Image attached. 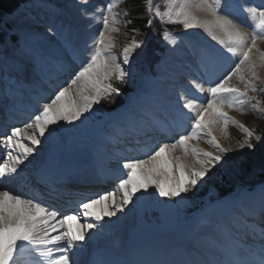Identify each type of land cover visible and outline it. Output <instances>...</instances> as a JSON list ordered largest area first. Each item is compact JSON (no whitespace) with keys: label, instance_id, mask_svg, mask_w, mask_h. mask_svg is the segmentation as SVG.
Segmentation results:
<instances>
[{"label":"snow or ice","instance_id":"1","mask_svg":"<svg viewBox=\"0 0 264 264\" xmlns=\"http://www.w3.org/2000/svg\"><path fill=\"white\" fill-rule=\"evenodd\" d=\"M121 2L108 0L105 6L89 12V0H76L81 16L102 23L103 30L90 44L85 42L87 60L68 86L60 87L48 102L39 106L30 122L11 127L0 138V148L7 150L0 162V180L16 176L25 161L31 162L30 157L35 159L41 151L42 140L49 145V158L43 163V172L51 173L62 154L61 141L56 135L58 130L71 132L78 122L83 123L93 114L94 107L102 106V102L113 104L115 98L122 95V88L131 79V69L126 66L133 53L146 47V41L138 40L135 33L139 29L133 28L134 34L119 57L111 51L115 45L109 33L120 31L114 27L121 23L119 16H130L128 9L117 11ZM38 6L51 8L49 0H39ZM144 8L149 29L153 28L154 20L161 24H179L185 32L200 28L219 45L220 52L194 47L190 53L207 79L193 80L189 87L182 82L185 72L182 61L157 64L155 75L148 79L137 98L143 108L131 109L127 122L114 127L109 135V140L114 142L131 138L129 146L141 155L122 159L114 189L84 198L76 211L62 213L38 197L24 198L21 194L0 190V264H18L21 257L30 258V264H121L109 258L108 250L90 247L114 217L126 214V210L143 211L138 205L150 189L168 200L183 199L213 169L226 163L229 152L245 148L255 150L264 138L224 111L228 107L245 113V106H248L264 115V99L258 98L264 97V86H257L261 79L258 69L264 67V51L258 46V41H264V3L241 6L251 22L249 33L243 31L244 25L231 18L237 10L233 0H168L164 10L154 0H144ZM193 8L213 19L201 20L191 10ZM132 23L130 18L124 21L125 26ZM217 29L226 38H221ZM46 31L55 35V25L50 23ZM35 39V33L22 30L10 53L0 50V108L9 112L31 101L37 80L54 62L45 44L29 43ZM60 39L66 53L70 56L78 53V36L72 23L63 26ZM162 39L173 51L181 42L179 34L173 35L170 31H164ZM228 54L237 60L229 71L213 79L219 57ZM55 63L61 69L64 67V61L59 58ZM233 77L239 78L243 90L231 86ZM205 83L209 85L207 88ZM153 84L166 86V92L161 94ZM205 92L207 97L199 95ZM249 92L258 96H249ZM170 94L175 95L178 107L172 109L169 117L161 110L167 111ZM185 121L187 128L183 124ZM229 124L243 133V139L235 146L224 147L214 135V128L222 125L227 139L230 138ZM173 128L179 134L172 142L160 143L147 152L139 147L140 137H148L155 129L167 133ZM201 139L215 152L205 151L192 143ZM177 148L182 150V156L174 155ZM117 194H120L118 201ZM213 212L233 222L264 217V182L254 186L240 185L231 200L211 205L198 224V238L189 242L187 256L180 264H264V230L252 231L250 238L238 239L226 224L217 222Z\"/></svg>","mask_w":264,"mask_h":264},{"label":"bare ground","instance_id":"2","mask_svg":"<svg viewBox=\"0 0 264 264\" xmlns=\"http://www.w3.org/2000/svg\"><path fill=\"white\" fill-rule=\"evenodd\" d=\"M56 1L58 3H60L61 5L63 4V7H67L68 4L76 3V0H56ZM98 1L101 2L100 5L97 4ZM105 1L106 0H89V3L87 5L88 11L93 12L97 8H101V7L105 6L106 5V3H104ZM233 2L237 5V10L231 18H233L237 23L244 25L243 31H245L246 33L251 32L252 28L246 24L247 20H248L247 14L242 11L241 6L247 5V3H249L250 5H253V4L254 5L260 4L261 5L262 3H264V0H233ZM38 3H39V1H37V0L33 1V2H30V1L23 2L22 3L23 6H21L20 8H17L15 10V12L18 10L17 13L19 12V10H21V12H19L18 15H14L13 17H8L6 20L13 21L16 18H17V20L21 19V18H24V20L25 19L30 20L29 17L24 16L25 13L22 14V12H27V11H31V13H33V11L34 12L37 11V13L42 11L41 12L42 14L40 13L42 15V17L44 16L45 18H48L49 21L52 20V18L55 17L54 13H51V12H53V10L45 8L43 6H38ZM73 7H75V8L72 11V14L70 12L65 14V11H63L65 15L62 14V17L65 18V16H67V18H66L67 21L62 20V18H60V19L55 18L50 23L55 25L56 33L58 32L59 36H60V33L62 32L61 29L63 28L64 25H66L68 23L73 24L74 28L76 29L77 36H78V49H79L78 53L75 56H69V58H66L65 56L60 55L61 48H62L61 40H60V38H58V39L56 38V34L55 35H49L47 33V31L41 32V30L39 28H36V27L31 28L30 27L32 29V32L36 34L37 39L40 37V35L42 36V38L44 36H46L43 40H39V39L38 40L40 43H43L46 45V47H47L50 55L52 56L54 62L49 66L47 73H46V75L49 79L47 80V78H45V75L43 77L39 78L37 80L32 92H31L32 98L37 100V103H34L36 100H34V101L31 100L29 103H27L30 105L29 110H31V111H29V113H31V115H29V113H27V112L25 113V111H21L22 114L30 116L29 119H31V117L34 114H36L37 108L39 106H42L43 103H45L46 101H48L49 98L54 96V93L60 87H65V86L67 87L68 86L69 81L71 80V78L74 77L76 71H78L79 68L82 66V64L85 63L87 60V56H86L87 49L85 48V42L87 41L90 44L91 39L94 38L99 31L103 30L102 23L95 22L92 20H86L85 18H83L81 16L80 6H78L76 4V6H73ZM12 13H9L7 15H10ZM33 15H35V14H33ZM97 15L102 16V13H98ZM204 15H206V14L204 13ZM207 17H209V16H207ZM54 20H55V22H54ZM31 21H33V20L31 19ZM63 21H64V23H63ZM245 21H246V23H244ZM6 24H7L6 21L2 20V22L0 23V26L2 27V28H0L1 31H5L4 30L5 27H3V26ZM117 26L114 25V27H117ZM58 33H57V35H58ZM116 33H119V32L109 33L110 36H113L112 41L114 42V45H115V47H113L111 49V51L113 53H116L117 51H119V54H121L123 47H124V44H123V40L121 38V34L116 35ZM224 38H226V37H224ZM47 45H51V47H49ZM10 47H12V46H10ZM7 50H9V49H7ZM191 51H190V53H191ZM10 52H11V50L7 51V53H10ZM187 53H188V51H187ZM58 58L64 61V67L62 69L59 66H57V64L55 63V61ZM225 58L227 59L225 61V64H226V62L228 63V61H231V59L234 57H231L230 54H228L225 56ZM220 60H222V59L220 58ZM222 62H224V61L222 60ZM234 62L232 61V63H234ZM52 68L54 69V71L52 70ZM184 74H186L185 77L191 76V75H189V72H188V74H187V72H184ZM219 74L220 73L214 71L213 79H215L216 76H219ZM192 76H193V74H192ZM202 76L207 78V76L205 75L204 72H202ZM182 81H185V80L183 79ZM187 84H189V83H187ZM188 86L190 87V84ZM204 86H205V88H207L209 85L207 84ZM231 86H233V85H231ZM0 87H2V84H0ZM73 87H75V86H73ZM170 95H172V94H170ZM199 95L202 97H207L208 94L205 92V93H201ZM171 102L174 103L173 100H170V104H169V106H167V111H165L163 108L161 110L166 114V116H169V117L173 114L172 109L175 108L172 106ZM20 107L21 106H18L16 109H19ZM0 109L5 110V108H0ZM224 111L227 112L229 117L234 118L236 121L239 119V115L237 114L236 111H233L228 107H225ZM120 119L121 118L116 117L113 120V124L110 128L111 129L110 132L108 134L105 133L107 135L103 138L102 142L99 141L100 144L98 145L97 149L95 150V151H97V153L99 152V154L101 153V154H103V156H105V158H103V160H108L109 165L113 164L112 168H114L115 170L108 171V173H111V174L112 173H117V174L120 173L121 160L122 159H125V158L130 157V156L141 155V152L133 151V149L129 146L128 140H130L131 138H121L119 141H115V142L109 140V135L112 133L113 128L122 124V123L127 122L128 115H125L124 119H122V120H120ZM28 121L29 120L23 121L22 124L27 123ZM109 122H111V121H109ZM85 123H86V120L83 123L78 122L77 127L73 128L71 132H67L64 129H60L56 133L57 138L61 141V148H62V154L58 158V160L64 159L63 163H62L63 169L61 171H65L68 173L71 172L70 175H72L73 172L77 171L78 166L81 163H84V158H85V160H87L88 158H90L92 156L91 155L92 154L91 149H92L93 145L91 144L90 145L91 148H89V145L87 144V142L84 138L85 137V133H84L85 132L84 131ZM183 124H184L185 128L188 127V124L186 121L183 122ZM8 125L9 124L7 122L0 121V134L2 132H4L5 127H7ZM177 126H179V125H177ZM156 130H158V129H155L154 131H156ZM7 132H9V131H7ZM7 132H6V134H7ZM168 133L170 134V137L166 140L159 139L156 141H147L146 140L147 137H140L139 139L141 140V144L139 145V147L142 148L145 152H147L151 149H154L160 143L172 142V137H176L179 134L175 130V128H173ZM214 135H216L217 139L219 140V142L221 144H222V142H224V139H225L224 129L220 128L218 130V128L216 126L214 128ZM148 136H150V137L154 136L153 132L151 134H149ZM0 138H2V136H0ZM89 139H91V138H89ZM203 142H204L203 139L198 141V143H203ZM192 143H194V141ZM196 146H197V144H196ZM40 149H41V151L35 157V159L30 157L29 159L31 162L25 161L24 165H21V169L18 170V174L16 176L0 180V190H9L13 194L23 195L18 190L19 186L24 184V183H27V182L28 183L32 182V180H34L35 176L43 171V163L46 160H48V158H49V145H48V143H46L45 141L42 140V143L40 145ZM6 151L7 150L5 148H0V162H2V158H3L4 154L6 153ZM174 155L182 156L183 152L180 148H177ZM93 159H94V157H93ZM191 160H192V158H191V156H189L188 162L191 163ZM55 170H57V167L55 168ZM55 170H53V171H55ZM61 171H57L54 173L65 174L64 172H61ZM80 172H82V170H79L78 173H80ZM104 173H107V171H104L103 174ZM114 179H115L114 182L109 183L110 189L111 188L114 189V187L117 183V177L116 176L114 177ZM108 181H111V176L109 177ZM110 189L106 190V192L111 191ZM23 196H24V198H29L25 195H23ZM116 199L117 200L120 199V194H117ZM163 200H164V198L159 197L157 193L153 192L150 189L149 194L145 195L144 201L140 202V204L138 205V206L143 208V211L137 213L136 211L128 212L126 210V214H124V215L118 214L117 217H114L112 219L111 225L105 229L104 233L101 236H99L96 241L93 242V243H97V245H93V246L90 245V247L95 246V248H97V249H106L111 253L109 258L120 261L122 258L128 257L129 251L127 250L128 251V254H127V253H125L126 251L124 250L126 248V246H128L129 250H130L133 247L131 244L134 241H137L138 245H139L138 246L139 254L136 252V249L133 247L131 255H134V256L137 255L139 259H145V258L150 259L149 260V261H151L150 264H153V261L155 259L156 260L158 259V263H154V264H180L182 259L186 258V256H187V245L189 244V242L194 241L198 238V235H199L198 224H199L201 218L198 220L196 231L189 238L188 243L185 246L176 247L175 245H173L172 237L178 228L176 230L175 229L172 230L168 226L166 231H160L159 230L160 227H159V229L147 228L144 225L141 226L139 221H138L140 215L145 216L144 211L150 205L156 206L158 209H160L162 211V213H166L169 215L173 210L172 209L173 206L171 204L170 205H167V204L160 205V201H163ZM77 207H78V205L77 206L74 205V206L70 207L68 209L69 211H67L65 213L74 212L77 210ZM213 217L217 220V222L222 223V224H226L227 227L230 228L233 233L237 234L238 239L250 238L249 237L250 232L255 231L256 233H259L261 230H264V217L255 216V217L250 218V219H240L237 222H233V221L223 217L219 213H213ZM125 220L127 222H125ZM81 222H83V221H81ZM137 224H139V225H137ZM111 226H112V228H111ZM128 226L130 227V229H126ZM125 229H126V231H125ZM168 229H169V231H168ZM124 231L127 232L126 236H123V234H122ZM155 235H157V236L154 237ZM117 237H120L119 244L115 243V241L117 240ZM103 242H106V244H104ZM137 242H135V244H137ZM21 258L25 261L28 260V262H30V258H28V257H21ZM138 258H137V261H135V262H137V264H142L141 260H139ZM135 259H136V257L128 259V260L134 261ZM139 261H140V263H138ZM21 263L25 264L23 261ZM121 264H122V262H121Z\"/></svg>","mask_w":264,"mask_h":264},{"label":"rangeland","instance_id":"3","mask_svg":"<svg viewBox=\"0 0 264 264\" xmlns=\"http://www.w3.org/2000/svg\"><path fill=\"white\" fill-rule=\"evenodd\" d=\"M27 1L33 2L36 0H26L24 2H27ZM37 1H39V0H37ZM107 2H108V0H106L104 3H107ZM123 2H124V0H122L117 11L123 12V10H124L123 5H122ZM167 2H168V0H154V3L158 4L162 10H164ZM49 4L51 5V8H48V9H52L53 12H51V13H54V16H55L50 21L48 20V18H45L44 16L42 17V15H41L42 11H40L39 13H37V11H35V12L33 11V13H31V11L22 12V14L25 13L24 16L29 17L30 20H27V19L24 20V18H21L18 20L16 18L13 21L6 20L8 17H13L14 15H18L19 12H21V10H19V12L17 13L18 10L16 12H15V10L17 8H20L21 6H23L22 3L13 11V13L10 12L12 14H10V15H7L9 13L3 14V17H1L0 21L4 20V21H6L7 24L3 26V27H5V29H4L5 31H3V33H5V36H4L5 41H0V50H3L6 53H7V51L11 50L10 46H12V44L15 43L11 40V36L14 34L18 35V33L22 30L32 31L31 28L36 27V28H39L41 30V32H45L48 25L50 24L51 21H53V19L62 18V20L67 21V19H66L67 16H65V18L62 17V14H64L63 11H65V14L68 12H70L72 14V11L75 8L73 6H76L77 3L68 4L67 7H63V4L61 5L56 0H49ZM97 4L100 5L101 2L98 1ZM247 5H250V4L247 3ZM255 5L260 6V4H255ZM191 10L201 20L211 21L213 19L210 15H207V13H205L206 15H204V12L202 13V12L196 10L195 8H193ZM33 14H35V15H33ZM207 16H209V17H207ZM31 19L33 21H31ZM118 19L121 20V23L115 25V26L118 25L117 28L120 29L119 33H116V35L121 34V38H122L123 44L125 46L130 41L131 36L134 33H132V31H131L132 29L129 25L125 26V24H124V21L127 19V17H124L121 15L118 17ZM64 21H63V23H64ZM54 22H55V20H54ZM244 23H246V21ZM246 24L250 27L251 22L247 20ZM180 27L181 28H178L177 30L176 29L175 30H173V29H166L165 30V31H170L173 35L179 34L181 42H180L177 50H175V51L171 50V47L162 39V34H161L160 37H158V43H160V45L163 46L162 53L158 52L157 50L147 49V47H145L143 50L138 49L135 53H133L130 64L128 66H126V67H129L131 69V79L129 80V85H131L133 87V89L131 90L130 93L125 95L127 98V101L125 104H123L122 106L118 107L115 110H112V112H110V110L105 109L103 106L94 107L93 114L89 115V118L86 120V123H85V128L83 127L84 131H85L84 132L85 133L84 138H85L87 144L89 145V148H91L90 147L91 144L93 145L92 149H91L92 150V154H91L92 156L90 158H88L87 160H85V158H84V160L87 161V163H92V162H94V160H96L100 157L101 153L99 154V152L97 153V151H95V150L97 149L98 145L100 144L99 141L102 142L103 138L110 132L111 129L109 128L110 130H108V127H110L109 123H111V122L113 123V120L116 117L121 118L120 120L124 119V116L128 115V113L131 109L143 108L142 102L138 103L137 98L140 96L141 90L145 87V84L148 81V79L155 75L156 66L159 62L163 61V62H167V63H175L178 60L182 61L185 72H187V74L189 72V75H191L189 77H185L186 74H184L182 77V80L183 79L185 80L182 82H184L187 86L193 80H195L196 82H201L202 79H204V78H205L204 80L207 79L206 77L202 76V71L197 66L194 58L190 55V51L195 47V48H206V49H209V50L214 51V52H220L221 49H220L219 45H217V43L215 41H213L207 35V33L204 32L203 29L196 28V29L189 30L188 32H185L183 27L182 26H180ZM0 28H2V27L0 26ZM61 30H63V28ZM57 33H56V38L58 39V38H60V36H59V33H58V35H57ZM217 34L220 35L221 38H224L223 33L220 32L218 29H217ZM135 35H136V38L139 40L140 38L137 37L138 34L135 33ZM150 35L152 36L153 32H151ZM45 37L46 36H44L42 38V36L40 35V37L38 39L43 40ZM111 37L113 38V36H111ZM38 39L36 38L35 41H29V43L30 44L33 42L40 43ZM147 42H148V40H147ZM47 46L51 47V45H47ZM258 46L262 51H264V41H258ZM7 49H9V50H7ZM187 51H188V53H187ZM115 54L118 57L120 55L119 51H117ZM60 55L65 56L66 58H69V56H70V55H68V53H66L63 50V48H61ZM225 56L222 55L221 57H219V60H218L217 64L215 65L214 71H216L220 74L226 73L227 71H229L231 66L234 65V63H232V61L234 62L237 60V58L234 57L231 59V61H228V63L226 62V64H225V61L227 60L225 58ZM220 58L224 62H222V60H220ZM258 73H259L261 79H260V81L257 82V86L262 87V86H264V67H260L258 69ZM192 74H193V76H192ZM187 83H189V84H187ZM230 84L233 85L234 87H240L242 90L244 88V85L240 82L238 77H233ZM205 85H207V83H205ZM152 86L154 88H157L161 94H164L166 92V86H164V85L153 84ZM249 96H258V94L249 92ZM258 98L262 99V97H258ZM31 100L34 101L36 99L32 98ZM170 100H173V102H174V103L171 102L173 107L178 106V104L176 103V97L174 94L170 95ZM48 101H49V99H48ZM48 101H46V102H48ZM34 103H37V100ZM26 105H29V104H26ZM245 107H246L245 113H241V112L236 111L232 108H230V109L233 111H236L237 114L239 115V119L237 120L239 123L245 125L246 127L251 128V126L249 125V123H247V121L243 115V114H247V112H248L249 107L248 106H245ZM161 112L163 115H166L163 111H161ZM109 121H111V122H109ZM21 125H18V126H21ZM217 128H218V130L220 128L223 129V126L218 125ZM227 132H228V135L230 138L224 139V142H222V144H221L224 147H229V145L234 146L237 144V141L243 139V133L239 129H237L234 125L229 124V126L227 128ZM105 133H107V134H105ZM89 138H91V139H89ZM174 138L175 137H172V139H174ZM195 143L197 144V146L199 148H201L205 151L215 152L213 147L211 145H209L208 143H206L205 140L203 143H198V141H194L193 144H195ZM97 154H99V155H97ZM231 154H233V152H229L228 156L225 158L226 163L224 165L228 166L232 163L230 160L228 161V158H229V156H231ZM93 157H94V159H93ZM58 163H59V161H58ZM206 179H207V177L205 178V180ZM205 180H203V181H205ZM203 181H201V182H203ZM110 190L112 191L113 189L111 188ZM236 190L234 192H232L231 194H228L227 196H224V197L212 202L209 205H206V206L203 205L202 207H195L194 205H192L191 201L187 197V194H186V196H184L183 199L176 198L174 200H168L167 198H164L163 201H160V205H163V204L170 205L171 204L173 206V208H172L173 210L169 215L166 213H162V211L160 209H158L156 206L150 205L144 211L145 216L140 215L138 221H139L141 226L144 225L147 228L159 229V227H160V229H159L160 231H166L167 227L169 226L170 229L176 230L177 228L184 225L185 223L195 220L197 217L202 218L203 213L206 210H208L211 205H214V204L226 201V200H231L233 195H235ZM213 213H215V212H213ZM213 213H212V215H213ZM125 222H127V221L125 220ZM137 225H139V224H137ZM129 226L126 229H130ZM111 228H112V226H111ZM126 229H125V231H126ZM125 231L122 233L123 236H126V234H127V232H125ZM168 231H169V229H168ZM156 236L157 235H155L154 237H156ZM119 239H120V237H117V240L115 241V243L119 244V242H120ZM135 242H137V241H134L131 245L136 249V252L139 254V248H138L139 245H138V242H137V244H135ZM103 243L106 244V242H103ZM93 245H97V243H93L91 246H93ZM133 247L129 250V247L126 246V248L124 249L126 251L125 253L128 254V251H129V254H128L127 258H122L120 260V262H122V264H127V263L128 264H137V262H135V261H137L138 256L137 255L136 256L131 255ZM135 257H136V259L134 261L128 260V259L135 258ZM183 259H185V258H183ZM139 260H141L142 264H150L151 263V261H149L150 259H147V258L139 259ZM138 263H140V261ZM154 263H158V259L157 260L155 259L153 261V264Z\"/></svg>","mask_w":264,"mask_h":264},{"label":"trees","instance_id":"4","mask_svg":"<svg viewBox=\"0 0 264 264\" xmlns=\"http://www.w3.org/2000/svg\"><path fill=\"white\" fill-rule=\"evenodd\" d=\"M24 1L26 0H0V19L3 14L13 12ZM122 5L124 10L128 9L130 12V16L127 19H132L133 23L129 26L131 29H139L137 37L146 41L147 49L157 50L162 53L163 46L158 43V37L166 29L177 30L181 28L179 24H161L158 20H154L152 29L147 28L148 16L145 12L144 0H124ZM151 32H153L152 36L150 35ZM4 36L5 33L0 31V41H4ZM16 38V34L12 35L14 41ZM132 89L133 87L128 83L122 88V95L115 98V103L102 102V105L108 110L117 109L126 103L127 98L125 95L130 93ZM243 115L251 128L264 137V115L253 111L250 107L247 114ZM229 160L232 162L230 165H218L205 181L199 183L195 189L187 193L192 205L195 207L206 206L231 194L240 185L254 186L264 182V138L257 143L255 150L245 148L233 151V154L228 158Z\"/></svg>","mask_w":264,"mask_h":264},{"label":"water","instance_id":"5","mask_svg":"<svg viewBox=\"0 0 264 264\" xmlns=\"http://www.w3.org/2000/svg\"><path fill=\"white\" fill-rule=\"evenodd\" d=\"M199 219L200 217H197L195 220L180 226L172 237L173 245L176 247L185 246L189 238L195 233Z\"/></svg>","mask_w":264,"mask_h":264}]
</instances>
